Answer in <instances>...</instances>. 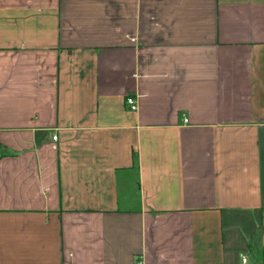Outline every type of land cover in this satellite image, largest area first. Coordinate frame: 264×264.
<instances>
[{
	"label": "crops",
	"instance_id": "crops-1",
	"mask_svg": "<svg viewBox=\"0 0 264 264\" xmlns=\"http://www.w3.org/2000/svg\"><path fill=\"white\" fill-rule=\"evenodd\" d=\"M0 145V264H263L264 0H0Z\"/></svg>",
	"mask_w": 264,
	"mask_h": 264
},
{
	"label": "built area",
	"instance_id": "built-area-1",
	"mask_svg": "<svg viewBox=\"0 0 264 264\" xmlns=\"http://www.w3.org/2000/svg\"><path fill=\"white\" fill-rule=\"evenodd\" d=\"M126 103L128 104V106H129L130 109L134 110V109L136 108V104H135V100H134V98H132V97H127V98H126ZM52 139L55 140V139H56V136H55V135L52 136ZM241 260H242L243 263H245V262H246V258H245V256L242 257ZM263 264H264V261H263Z\"/></svg>",
	"mask_w": 264,
	"mask_h": 264
},
{
	"label": "trees",
	"instance_id": "trees-1",
	"mask_svg": "<svg viewBox=\"0 0 264 264\" xmlns=\"http://www.w3.org/2000/svg\"><path fill=\"white\" fill-rule=\"evenodd\" d=\"M4 154V151L2 149V146L0 145V156Z\"/></svg>",
	"mask_w": 264,
	"mask_h": 264
}]
</instances>
